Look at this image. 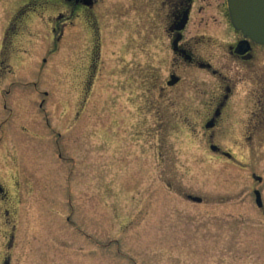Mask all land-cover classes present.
<instances>
[{
    "label": "rangeland",
    "instance_id": "rangeland-1",
    "mask_svg": "<svg viewBox=\"0 0 264 264\" xmlns=\"http://www.w3.org/2000/svg\"><path fill=\"white\" fill-rule=\"evenodd\" d=\"M157 4L0 0V264H264V129L251 146L238 105L207 133L220 84L182 64L167 86Z\"/></svg>",
    "mask_w": 264,
    "mask_h": 264
},
{
    "label": "flooded vegetation",
    "instance_id": "flooded-vegetation-1",
    "mask_svg": "<svg viewBox=\"0 0 264 264\" xmlns=\"http://www.w3.org/2000/svg\"><path fill=\"white\" fill-rule=\"evenodd\" d=\"M64 1L74 7L76 17L82 16L83 8H91L95 2V0ZM155 2L166 11V31L175 55L173 61L175 63L169 74L170 79L166 82L167 86L174 87L179 84L181 80L176 70L182 64L210 74L218 80L220 87L218 94L213 95L207 103L204 129L214 137L215 131L221 128L225 117H233L240 105L243 108L240 109L247 114L242 127L243 133L250 145L256 147L254 139L264 129V45L254 42L234 29L230 21L227 0H155ZM204 41L224 49L221 59L218 60L213 55L214 60L209 57L210 51L208 54L200 52L198 47L195 48L204 45ZM222 60L224 63L227 60L236 64L242 71L241 76L251 82L249 94L242 104L240 99H237L239 77L231 75L228 70L221 67ZM210 148L217 153L221 151L220 146L214 143ZM224 154L231 157L229 153Z\"/></svg>",
    "mask_w": 264,
    "mask_h": 264
},
{
    "label": "water",
    "instance_id": "water-1",
    "mask_svg": "<svg viewBox=\"0 0 264 264\" xmlns=\"http://www.w3.org/2000/svg\"><path fill=\"white\" fill-rule=\"evenodd\" d=\"M227 7L234 29L254 42L264 45V0H227ZM255 179L259 182L262 180L260 177ZM255 195L257 205L263 208L261 193L256 190ZM189 198L198 203L202 202L200 197Z\"/></svg>",
    "mask_w": 264,
    "mask_h": 264
}]
</instances>
